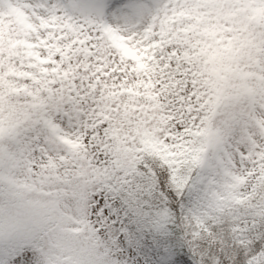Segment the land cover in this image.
Segmentation results:
<instances>
[{
  "label": "snow or ice",
  "instance_id": "obj_1",
  "mask_svg": "<svg viewBox=\"0 0 264 264\" xmlns=\"http://www.w3.org/2000/svg\"><path fill=\"white\" fill-rule=\"evenodd\" d=\"M0 264H264V0H0Z\"/></svg>",
  "mask_w": 264,
  "mask_h": 264
}]
</instances>
